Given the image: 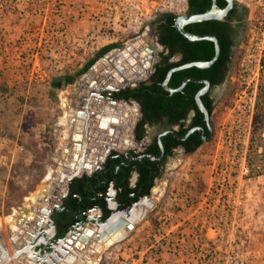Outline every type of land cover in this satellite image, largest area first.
Wrapping results in <instances>:
<instances>
[{
    "label": "rangeland",
    "instance_id": "374dc122",
    "mask_svg": "<svg viewBox=\"0 0 264 264\" xmlns=\"http://www.w3.org/2000/svg\"><path fill=\"white\" fill-rule=\"evenodd\" d=\"M121 1L127 4L126 0ZM150 3L151 0L144 1V5ZM108 4L109 0L107 3L105 0H0V264L5 261L7 264H39L35 244L22 246L23 257L16 245L27 239V234L34 233L37 244L46 241L45 235H52L53 227H44L42 218L45 217L39 208H44L45 198L50 203L62 190L65 172L74 171L78 163L82 168L83 159L78 158L76 164L70 166L71 159L63 149V142L79 137V124L83 123L85 129L93 132L92 136L85 135L82 141L111 137L121 143V147H134L132 124L139 114L134 103L128 102L127 106L134 108L136 115L133 119L120 115L124 123L121 120L122 124L114 123V132L93 126L95 111L103 112L101 108L108 101L93 93L89 77L97 66V84L107 81L117 70L112 62H97L87 73L77 75L73 83L61 88L50 86L51 79L75 73L100 47L111 42H121L120 50L130 45L132 56L140 53L135 45L139 40L149 42L153 48L151 61L158 59L160 48L153 40L155 26L152 24L156 17H140L146 28L142 34L136 32L137 23L129 15L105 17ZM175 58L176 54L171 60ZM125 60L128 61V57ZM229 71L211 113L212 135L217 117L227 104ZM134 74L121 86H134L139 75ZM258 101L253 145L247 154V163L249 157L251 160L250 173L243 181L241 192L228 197L214 190L213 185L222 175L213 173V138L190 154H182L178 149L166 160L157 178L164 182L161 195L152 193L149 199L154 203L145 206L143 218L120 240H112L93 254L96 264H214L218 260L223 264H264V74ZM173 159L175 163L171 165ZM43 187L46 189L41 190L40 199L32 200L31 196ZM222 199L238 204L236 209H226V218H232L231 212L239 216L241 233L235 240L216 242L221 248L233 249V254L209 256L205 252L208 247H202L201 242L198 244L193 238L195 223L206 213V204L214 213H220L217 201ZM34 205L38 210L33 209ZM22 211L28 229L25 224H17ZM10 217L15 220L12 226L7 223L8 220L12 222ZM183 220L189 228L184 231L187 238H180L177 233ZM227 223L226 226L231 227ZM62 244L48 242L49 249ZM90 244L78 242L80 250L68 247L70 252L65 261L70 262V254L79 253L78 264H87L89 256L80 255H87V250L93 249Z\"/></svg>",
    "mask_w": 264,
    "mask_h": 264
},
{
    "label": "flooded vegetation",
    "instance_id": "af4514ba",
    "mask_svg": "<svg viewBox=\"0 0 264 264\" xmlns=\"http://www.w3.org/2000/svg\"><path fill=\"white\" fill-rule=\"evenodd\" d=\"M154 35L155 37L153 40L157 41L156 33ZM135 45H137V43ZM130 50L132 53V48ZM151 50L153 51V48ZM130 56L133 60L138 58L137 55ZM154 63L155 62H153V64ZM95 65H97V63L93 64V66ZM92 72L93 74H91V78L89 77L88 83L97 85V80L99 79L96 75L97 66L94 67ZM224 82L225 78L219 85H216L210 90V97L213 99L214 103L219 97V89H224ZM99 85L100 87L97 88L95 93L107 101L115 100L111 97L114 91L125 87H133L121 86L116 89L113 86H106V84H103V86L101 84ZM116 100L119 101L121 99ZM138 111L141 112L140 107L138 108ZM191 111H189L182 127H186L190 122V118L194 114V112L191 113ZM140 120L141 117L135 119L132 127V140L134 147H121V143H108L110 146L103 148L97 142L93 143L90 141V139L82 141V138L85 135H89L92 131V129H85L83 123L82 125H79L77 129L79 137H76L74 141L63 142L64 152H66L71 159L69 165H75L78 158H80L83 159L81 163L82 168L76 164L75 166H77V170L74 169V171H69V173L65 172L67 177L65 176L66 180L61 182L62 190L58 195L56 194L55 199H51V203H48V200L44 201V213L40 211L43 207L39 208L40 214L45 217L42 218L44 220V227L48 225L53 227L52 235H45L46 241L37 244L36 239L34 240L33 238L35 234H27V239H23V242L16 245L19 249L18 251H21V256H24L25 254L22 252V246L26 244H35V248H37L39 252L36 255L39 264H61L65 261V257L68 256L70 252L68 247H74L78 250V242L82 244L90 242V245L93 247L96 242L104 238L115 240L116 238H114L113 235L117 231L127 228L128 225H134L135 222L143 218L146 214L145 206H151L154 203L153 199H149V196H152L153 186H155L156 181L159 180L157 178L161 176L166 160L178 149L182 154H190L194 151H187V146L184 144L169 146L168 149L166 148L167 150L163 145L162 148L160 147L157 140L158 134L168 129L177 132L180 127L179 125L168 127L160 122H143L141 125V137L137 139L134 135V129ZM147 129L151 130V132L148 133ZM154 130L156 132H154ZM166 134L167 133L164 135ZM173 137L177 139L174 135ZM187 138L188 137L180 141H186ZM187 142L190 141L188 140ZM103 143L104 142H102V145ZM93 148L97 150L93 151ZM110 157L119 159L121 161L120 165L117 164L114 168L109 165L106 166L105 163ZM145 158L153 161V163H145ZM140 166L148 167L150 170H148L149 174H153V179L150 180L151 186L147 192H142V189L149 182L148 178L140 183L138 182L140 177L138 167ZM121 168H125L127 171L125 182H122V184H125L126 189L120 188L116 185L117 181H119L118 178ZM108 171L111 172V178L107 177ZM85 175L89 178L96 179L97 183L94 184L91 180L83 179L82 177ZM75 178H80V184L74 182ZM83 182L87 188L86 193L88 196L78 198L75 205L76 209L72 213V210H69V205L72 203L68 199L69 192L71 191V187L77 188L78 186L82 189ZM105 184V189H101L100 186H104ZM42 225L43 224L38 225V228L42 227ZM38 230L40 231L41 229ZM127 232L128 231L121 234L117 240H120ZM48 242H63V244L49 249L50 244L48 245ZM31 258L32 257H30V259ZM23 260H25V258H23ZM26 262H28V260Z\"/></svg>",
    "mask_w": 264,
    "mask_h": 264
},
{
    "label": "built area",
    "instance_id": "2783aa9c",
    "mask_svg": "<svg viewBox=\"0 0 264 264\" xmlns=\"http://www.w3.org/2000/svg\"><path fill=\"white\" fill-rule=\"evenodd\" d=\"M109 1L110 4L105 9V17L129 15L130 19L137 23L138 29L136 32H142V34L146 30L142 19H140L143 15L157 17L165 12L173 13L175 16L187 13V0H159V2L151 0V3L148 5H144L145 0H126L127 4L121 0ZM115 1L118 3H115ZM105 2L107 3V0ZM233 5L246 10L243 20V31L238 45L234 49L230 65L231 71H229L228 85L229 87H233L234 90L229 103L222 107L217 117L215 133L212 135L215 147L212 161L213 173H220L222 175L221 180L216 182L213 188L228 197L232 193L241 192L243 181L250 173L247 154L254 128L259 87L264 74V0H233ZM155 44L159 47L157 41ZM150 45L149 42L143 43L139 40V44L136 46L144 52V55L137 61L140 69L137 70L135 66H131L134 69V73L139 74L136 78L137 83L148 79L150 75L151 64L153 63L150 59L153 51L148 50L149 48L152 49V45ZM127 47L131 46H125V48ZM118 50L120 48L111 49L95 63L99 61L108 63V60L111 63L112 55L115 52H119ZM139 55H141V51ZM117 70L120 72L119 75L116 74ZM117 70L107 77V81H103V83L99 82V84L121 86L124 80L131 79L129 74H126L127 70L124 66H121ZM99 84H90V87L94 91L93 93L100 87ZM135 105L138 106L137 104ZM134 122L135 120H133ZM91 139L93 143L97 142L103 148L109 147L108 143H118L115 138L110 139V137ZM102 142H104L103 145ZM94 150L96 151L97 149L93 148ZM237 205L231 204L229 200L222 199L221 201H217L220 213H214L210 210L209 204L205 205L204 209L206 213H204L201 220L195 223L196 232L193 234V238L197 242L200 241L202 247L204 245L208 247V250H205L206 255L220 257L223 256L222 254H233V249L228 250L227 247L221 248L216 242L224 239L235 240L240 237L239 216H234V213L232 214L231 212L232 218L230 220L226 218V209H236L239 207ZM187 222H191L192 224L193 220H187ZM227 222L230 223L231 227L226 226ZM188 229L186 222L183 220L182 228L178 229L177 232L180 238L188 237V234L184 232ZM214 264L223 263L218 260Z\"/></svg>",
    "mask_w": 264,
    "mask_h": 264
},
{
    "label": "trees",
    "instance_id": "16d2710c",
    "mask_svg": "<svg viewBox=\"0 0 264 264\" xmlns=\"http://www.w3.org/2000/svg\"><path fill=\"white\" fill-rule=\"evenodd\" d=\"M211 0H187V13H202L211 7ZM218 7L222 8L225 6L226 2L224 0H216ZM246 10L244 8L233 7L229 10L227 15L221 20H204L200 22H193L186 24L184 29L199 34H213L219 45V53L216 60L208 67L199 68L195 66L179 69L173 71L168 80L167 85L171 88L178 87L185 77H196L200 79L207 80L209 82V89L207 92L200 96V100L207 109L209 117L214 109V101L210 97V90L219 85L228 73L232 61V56L234 49L238 45L239 39L243 31V20L245 17ZM175 15L170 12L162 13L157 16L152 24L155 26V33L157 36V41L163 46V51L159 54V59L153 64V70L150 73L148 79L139 81L133 87H125L114 91L111 95L114 99H122L125 101L134 100L140 107L141 120L136 124L134 129V135L138 139L141 137L142 123H163L166 126L179 125L178 133L184 135L188 128L199 126L205 131L208 136V130L205 126L203 119V114L198 110L194 96L196 92L203 86L202 83H196L193 81H188L180 91L169 93L162 87V81L168 69L171 67L180 65L182 63L200 60H209L214 55L213 42L210 40H188L185 38L174 26ZM121 42H112L100 47L96 54L87 60L85 64L73 74H64L50 80L51 88L57 89L64 85L71 84L74 82L77 75L87 73L93 64L101 58L104 54L114 48H119ZM167 50V51H165ZM174 54H180V58L176 61H171ZM234 88L229 87L227 92V99L225 103L229 102L231 94ZM259 101L257 99L256 112L254 119V128L256 125V117L259 109ZM193 110L194 114L190 118V122L186 127H182L184 120H186L189 111ZM210 125L213 127L212 121L210 119ZM253 128V131H254ZM214 134V130H213ZM161 143L164 148L184 144L187 146V151H195V149L200 146L203 142L200 137L199 131H193L187 138L186 141H180L173 137L171 133L163 135L161 138ZM249 148L253 145V133L251 137ZM190 142H187V141ZM189 143V144H187ZM166 149V150H167ZM145 163H153V161L146 159ZM121 161L119 159L110 157L107 159L105 165L115 167L117 164L120 165ZM248 165H251L250 157L248 159ZM121 168L119 178L117 181V186L126 189L125 182L126 169ZM139 169V183L144 179L148 178V183L142 189V192H147L151 186V181L153 179V174H149V168L146 166H140ZM124 170V171H122ZM150 171V170H149ZM123 172V173H122ZM111 172H107V177L111 178ZM85 180H91L94 184L97 183L96 179L89 178L86 175L82 177ZM75 183L80 184V178L74 179ZM101 189H105L106 184L100 186ZM86 186L83 182V188L80 189L72 188L69 192L68 199L72 202L69 205V210L72 213L76 209V202L78 198L83 196L87 197Z\"/></svg>",
    "mask_w": 264,
    "mask_h": 264
},
{
    "label": "water",
    "instance_id": "95a60500",
    "mask_svg": "<svg viewBox=\"0 0 264 264\" xmlns=\"http://www.w3.org/2000/svg\"><path fill=\"white\" fill-rule=\"evenodd\" d=\"M211 1H212L211 7L208 10H206V11H204L202 13H186L184 15L175 16L174 26L188 40L193 41V40L205 39V40L212 41L213 42V46H214V55H213V57L211 59H209V60L191 61V62H186V63H182L180 65L171 67L170 69L167 70V72L165 74V77H164V79L162 81V87L166 91H168L169 93L180 91L182 89V87L188 81H193V82H196V83H202L203 84V86L196 92V94L194 96V100H195V104H196L198 110L203 114V119H204V122H205V126H206L209 134L207 136L205 134L204 129L202 127H199V126H194V127L188 128L186 133H185V135H180L175 130L168 129V130H165V131L159 133L158 136H157V140H158V143H159L161 148H162V144H161V141H160V137L162 135H164L165 133H168V132L173 134L178 140L185 139L186 137H188V135H190L193 131H196V130L199 131V133L201 135V139H202L203 142H208L210 140V138L212 137V127L210 125L209 113H208L207 109L205 108V106L203 105L202 101L200 100V96L202 94H204L209 89V86H210L209 82L207 80L196 78V77H185L182 80L181 84L178 87H176V88H171V87H169L167 85L168 80H169V78L171 76V73L173 71H176V70H179V69H183V68H187V67H191V66H195V67H199V68H205V67L210 66L216 60V58L218 56V53H219V45H218L217 38L213 34H211V33H207V34L193 33V32H189V31L184 29V26L186 24L193 23V22H200V21L210 20V19L221 20L227 15L229 10L233 7V0H224L226 2V4L222 8L217 6L216 0H211ZM157 43H158V41H157ZM158 45L162 49V45H160L159 43H158ZM148 50L151 51L150 48ZM178 56L180 58V54ZM178 59L175 58L173 61H176ZM152 70H153V63L151 64L150 73L152 72ZM109 101L112 102V101H118V100L115 99V100H109ZM119 101H122L124 103L128 102V101H125V100H122V99L119 100ZM129 101L134 102L135 104H137L134 100H129ZM138 108H139V105H138ZM191 113H193V111H191ZM140 117H141V112H139L137 118H140ZM152 158H153V156H152ZM44 200H47V198H45ZM33 209L34 210H38V207L34 206ZM40 211L42 213H44V208L40 209ZM24 215L25 214L22 213L21 217L18 218L17 224L18 225H22V226H24V224H25V228L28 229L29 228L27 226L28 222H26V220H24V218H25ZM133 226L134 225H128V227L124 228V230L129 231L130 229L133 228ZM126 231H124L122 234H124Z\"/></svg>",
    "mask_w": 264,
    "mask_h": 264
},
{
    "label": "bare ground",
    "instance_id": "6f19581e",
    "mask_svg": "<svg viewBox=\"0 0 264 264\" xmlns=\"http://www.w3.org/2000/svg\"><path fill=\"white\" fill-rule=\"evenodd\" d=\"M130 47H127V48H125V49H122V50H120L119 52H115V54H113V56H112V58H111V62L116 66V67H118L117 69H119L121 66H124L125 68H126V70H127V73L126 74H129V76L131 77L133 74H134V69L132 68V69H129L132 65H134L136 68H137V70H139L140 69V67H139V65L137 64V61H138V59L141 57V56H143L144 55V52L142 51V49L140 48L139 49V51H141V55H139L138 56V58H136L135 60H133L132 59V57L130 56ZM128 57V61H124V59L125 58H127ZM119 71L117 70V75H119ZM91 77V76H90ZM122 78V77H121ZM120 78V79H121ZM97 107V106H96ZM102 107V106H101ZM100 107V108H101ZM101 109H103V112H101V111H95L96 112V116L94 117L95 118V122H93V126H97L98 128L100 127V128H102V129H106V130H108V132L109 133H111V132H114L113 131V126L112 125H114V123H121L120 122V120L122 119H120V115H123L124 117H125V119L127 118H129V119H133L132 117L134 116V115H136V113H135V109L134 108H130V106L128 107L127 106V104L126 103H124V102H119V101H117V102H107V103H105L104 104V107H102ZM122 121V120H121ZM123 123H124V121H122ZM82 124V123H81ZM122 124V123H121ZM80 125V124H79ZM92 125V124H91ZM124 127V126H123ZM78 128V127H77ZM76 128V129H77ZM104 131V130H103ZM96 132V131H95ZM92 133V132H91ZM90 133V134H91ZM96 135H98V134H96ZM101 135V134H100ZM115 135V134H114ZM113 135V136H114ZM112 136V137H113ZM91 138V137H90ZM102 138V137H101ZM110 139H111V137H110ZM95 162V161H94ZM174 163H175V159H173L172 161H171V165L173 164L174 165ZM79 164V163H78ZM168 166V165H167ZM76 170H77V168H76ZM76 172V171H75ZM69 173V172H68ZM49 175H50V170H48V174H47V176L49 177ZM45 186V185H44ZM163 187H164V182H163V180H157L156 181V183H155V186H153V193H154V195H158V194H160L161 193V191L163 190ZM42 189H44V187L43 188H41V189H39V191L37 192V194L36 195H32L31 196V199L32 200H37V199H40V198H38V197H40L41 196V194H42ZM46 189V188H45ZM44 189V190H45ZM44 193V192H43ZM40 194V195H39ZM50 203H51V200H50ZM27 206H29L28 204H27ZM23 213H24V211H22ZM28 216H30V217H32V215L31 214H28ZM10 219H11V221L12 222H10L9 220H8V224H10L11 226H12V224H13V222L15 221V220H13L11 217H10ZM1 227H2V221L0 220V231H1ZM124 231H126V230H124V229H121V231H117L114 235H113V237L114 238H118V237H120V235L124 232ZM113 238V239H114ZM112 241V239H107V238H104L102 241H101V243H97L94 247H93V249H89V250H87V255L85 254V253H83V254H81L80 256H83V257H87L88 258V256H89V260L90 261H88V263L87 264H96V259H95V256L93 255L94 253H96V252H98L99 250H101V248H104V246L106 247L110 242ZM80 248L82 249V245H80ZM79 255V253L77 254H70L69 255V258H71L70 259V262H66V261H64V264L66 263V264H78L79 263V261L80 260H78V256ZM1 264H7V261H5L4 263H1Z\"/></svg>",
    "mask_w": 264,
    "mask_h": 264
},
{
    "label": "crops",
    "instance_id": "0c3cea01",
    "mask_svg": "<svg viewBox=\"0 0 264 264\" xmlns=\"http://www.w3.org/2000/svg\"><path fill=\"white\" fill-rule=\"evenodd\" d=\"M164 49H163V46H162V49L161 50H159V54H160V52H162ZM166 51V50H165ZM177 56L179 55V54H176ZM179 58V56L177 57V59ZM158 59H159V57H158ZM157 59V60H158ZM157 60L155 61V62H157ZM171 61H173V60H171ZM225 81H226V76H225Z\"/></svg>",
    "mask_w": 264,
    "mask_h": 264
}]
</instances>
